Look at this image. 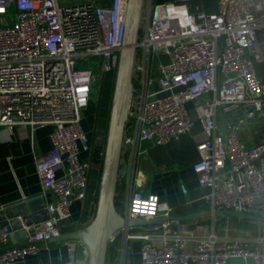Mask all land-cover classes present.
<instances>
[{"label": "built area", "instance_id": "1", "mask_svg": "<svg viewBox=\"0 0 264 264\" xmlns=\"http://www.w3.org/2000/svg\"><path fill=\"white\" fill-rule=\"evenodd\" d=\"M127 1L0 0V16H6L0 18V125L33 141L37 128L53 126L50 149L35 155L40 196H53L47 216L22 246L7 247L12 232L0 227V264L22 260L58 236L74 201L86 197L91 162L80 152L91 146L82 111L94 96L93 83L116 75ZM146 1L122 147L170 143L198 124L192 168L198 184L209 188L210 209L241 206L264 217V79L257 70L264 66V0H216L214 11L193 0ZM88 56H100L99 73L84 63ZM131 127L134 134L126 133ZM141 186L138 181L120 213L164 221L115 231L105 264H228L236 258L264 264V222L246 236L219 235L213 226L203 234L174 230L172 208ZM76 241L66 240L63 264H75ZM132 241L140 243L137 263L129 259Z\"/></svg>", "mask_w": 264, "mask_h": 264}, {"label": "crops", "instance_id": "2", "mask_svg": "<svg viewBox=\"0 0 264 264\" xmlns=\"http://www.w3.org/2000/svg\"><path fill=\"white\" fill-rule=\"evenodd\" d=\"M112 0H57L61 6L76 5L86 2L107 5ZM156 2L170 0H155ZM207 11L216 9V0H194ZM260 77L264 79V66L257 65ZM95 101L92 104L91 121L86 125L85 132L89 138L91 150L81 149V159H89L91 168L88 173L90 180L91 172L101 173L106 131L96 134L93 130V119L95 112ZM188 102V108L191 107ZM198 124L192 132L184 134L179 140L170 141L162 145H152L148 141H141L134 145L122 147L118 181L115 194V205L119 212H124V204L136 183L141 181L144 192L158 194L160 199L172 208L173 216H181L199 211L209 210L210 203L205 199L209 188L200 186L192 165L197 161L199 155L196 150L194 137L198 134ZM52 125H45L35 130L34 141L30 137H22L18 128L9 130L0 125V209L8 208L19 202H27L33 211H36L43 219L47 216L45 204L53 200L51 193L45 196L41 194V183L35 169V155L47 152L51 147L50 133ZM28 133L29 127H28ZM135 128H126V133L134 134ZM99 135V139L97 138ZM247 144L246 136H240ZM94 149L98 152L95 159ZM88 188V187H87ZM96 191L87 189L86 197L76 200L71 206V215L62 221V232H69L88 225L96 214V207L90 202L97 201ZM227 215L203 216L196 219H188L177 222L172 220L174 230H196L199 233L210 231L212 226L219 235L246 236L258 233L256 220H243ZM37 226V225H36ZM26 228V227H25ZM24 228V229H25ZM139 228V227H137ZM136 228V229H137ZM236 232V233H233ZM20 231L11 233L7 245L19 244L22 241ZM135 242H130V261L137 263L135 253ZM139 243V242H138ZM75 264H88V248L81 241H76ZM33 254H28L24 259L11 264H63L67 261L68 251L66 240L50 239ZM140 246V243H139ZM115 255L112 254V256ZM228 264H241V262L230 261Z\"/></svg>", "mask_w": 264, "mask_h": 264}, {"label": "water", "instance_id": "3", "mask_svg": "<svg viewBox=\"0 0 264 264\" xmlns=\"http://www.w3.org/2000/svg\"><path fill=\"white\" fill-rule=\"evenodd\" d=\"M144 0H128L125 8V37L124 46L120 51L117 72L115 75L110 116L108 121L105 151L100 176L99 190L96 202V211L92 221L84 226L69 232H61L52 239L81 241L88 248V264H105L108 240L119 229L132 226H144L152 223H161L164 218H145L128 220L115 205V194L118 181L119 164L122 152V142L128 119L131 95L133 90V67L140 36V24ZM258 114L260 112H257ZM227 215L248 220H256L258 232L264 217L245 212L242 207L231 209H209L181 216H172L177 222L196 219L203 216ZM46 218V217H45ZM44 218V219H45ZM42 217L31 209L27 202H19L8 208L0 209V227L7 225L9 230L22 234V241L11 246H22L27 243L28 237L34 233V227ZM26 227V228H25ZM25 228V229H24ZM7 246V247H11Z\"/></svg>", "mask_w": 264, "mask_h": 264}, {"label": "trees", "instance_id": "4", "mask_svg": "<svg viewBox=\"0 0 264 264\" xmlns=\"http://www.w3.org/2000/svg\"><path fill=\"white\" fill-rule=\"evenodd\" d=\"M114 81H115V73L110 72L105 74L101 81V86L99 89V94L97 101L95 102V112H94V119H93V130L94 133H98L101 131H106L108 128V121L110 116V109H111V101H112V94H113V87H114ZM98 152L96 149H94V156L95 159L97 157ZM102 164V163H101ZM100 176L101 173H94L91 172V178L88 182V188L87 189H94L96 191V194L98 195L99 190V183H100ZM97 197V196H96ZM246 220V219H243ZM247 221V220H246ZM111 255L114 254V251H110Z\"/></svg>", "mask_w": 264, "mask_h": 264}, {"label": "rangeland", "instance_id": "5", "mask_svg": "<svg viewBox=\"0 0 264 264\" xmlns=\"http://www.w3.org/2000/svg\"><path fill=\"white\" fill-rule=\"evenodd\" d=\"M144 4L147 2L146 0H144ZM155 1V0H154ZM193 3H196L194 0H193ZM11 11V10H9ZM142 16H143V19H144V16H145V6H143V10H142ZM6 16H0V18H5ZM143 19H142V22L140 24V31H141V28L143 26ZM84 63H90V64H95L96 65V73H99V64L101 63V58L100 56H88V57H85L84 58ZM100 82L99 81H95L93 83V97H92V100L89 104V107L87 109H85L84 111H82V126L85 130L86 128V125L89 123V121H91V118H92V114H91V108L93 107L92 104L94 103V101L96 102L97 101V98H98V94H99V89H100ZM99 135H97V138L99 139L98 137ZM233 233H236V232H233ZM135 253H136V258L138 259L139 258V243L138 241L135 242ZM231 261H237V262H241V259H231Z\"/></svg>", "mask_w": 264, "mask_h": 264}]
</instances>
